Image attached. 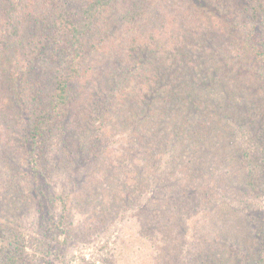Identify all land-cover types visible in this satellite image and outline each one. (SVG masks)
<instances>
[{"label":"trees","instance_id":"trees-1","mask_svg":"<svg viewBox=\"0 0 264 264\" xmlns=\"http://www.w3.org/2000/svg\"><path fill=\"white\" fill-rule=\"evenodd\" d=\"M201 2L0 0V93L15 90L31 75L55 73L52 93L42 105L29 110L27 100L13 98L11 120L0 113V128L10 141L0 130L1 156L6 162L13 157L28 161V179L38 192L27 196L45 213L46 199L50 204L60 200L53 206L60 212L62 232H67L65 221L78 208L76 200L82 206L99 201L101 211L93 214L103 215L114 201H126L142 211L144 222L132 240L142 246L144 232L153 235L151 230L157 228L155 216L171 211L159 206L160 194L181 200L178 194L186 187L181 182L192 168L188 160L183 166L185 157L194 154L196 123L206 128L204 120L222 139L220 158L229 153L235 159L228 174L237 183L238 174L251 180L252 171L245 170L248 155H240L227 140L235 128L242 132L250 127L253 110L264 116V0H225L219 14L204 12ZM50 47L57 58L50 57L49 69L41 70L37 61ZM33 82L39 86L38 80ZM52 136L60 143L59 151L67 150L64 168L74 170L68 180L78 183L77 194L62 191L54 197L46 192L54 168L42 143ZM116 143L119 149L112 148ZM57 162L56 167L64 161ZM202 163L194 165L201 174ZM82 166L89 170L87 176L75 170ZM19 196L9 193L3 198L13 207V198ZM142 201L151 205L141 208ZM3 206L1 217L10 211ZM173 209V223L182 228L183 211ZM225 211L238 220L243 217L230 208ZM9 222L0 219V264H30L23 238ZM235 225L221 228L231 244L211 249L224 257L214 254L202 264H226L223 249L235 245L230 235ZM262 228L260 238L250 243L260 246L256 264H264ZM188 248L198 251L203 246L190 242Z\"/></svg>","mask_w":264,"mask_h":264},{"label":"rangeland","instance_id":"rangeland-1","mask_svg":"<svg viewBox=\"0 0 264 264\" xmlns=\"http://www.w3.org/2000/svg\"><path fill=\"white\" fill-rule=\"evenodd\" d=\"M223 2L225 0H202L200 4L203 5L204 12L219 14L223 12ZM243 27L239 26V31ZM45 33L47 35V32ZM51 43L54 44L52 38ZM62 51L68 52L66 49ZM50 57L57 58L54 48L51 47L44 49V54H41L37 61L38 68L47 71L51 66ZM40 75L42 76L26 77L15 86V90L0 93V98H3L0 100V113L6 115L2 119L11 120L13 98L27 100V107L31 110L33 106L42 105L43 101L50 97L55 73L51 74L52 77L46 76L44 72ZM37 80L38 87L33 82ZM36 90L40 92L37 94ZM1 120L0 127H2ZM204 123L207 125L206 128L202 123H196V146L194 150H191L194 154H188L185 157L186 164L183 166H187L188 160L191 162L189 166L193 169L190 168L181 182L186 185L178 194L181 200L165 198L160 194L157 200L159 206L171 211L167 213L161 211L155 216L158 225L156 229L151 230L154 236L144 232L141 237L142 246L132 242L133 234H136L135 229L142 227L144 222L141 217L142 211L136 205L126 201L123 203L114 201L109 205L108 212L103 215L101 212L93 214L94 210L101 211L102 204L99 201L96 203L91 201L88 206H82V202L76 200L74 203L78 208L71 212L73 217L65 221L68 227L67 232H62L58 226L60 212L55 211L53 206L60 200L51 201V205L46 199L45 203L49 207L46 213L32 202L33 197L30 198L27 195L37 194L38 190L34 189L32 180L28 179L32 172L31 166L28 161L18 157H13L10 162H6L1 156L4 151L2 145H0V211L2 205L10 211L2 214V217L6 215V218L0 216V219L4 221L8 219L10 227L21 235L25 245V256L30 264H202L204 261H209L207 258L209 256L222 255L211 251L215 244L223 245L226 242L231 244L229 237L221 232V228L228 224H236L235 231L230 233L235 240V245L223 249L225 263L256 264L260 246L251 244L260 238L263 233L262 227H264V116L260 111L253 110L250 127L242 129V132L235 128L227 140L228 144L235 146L240 155H248L250 163L245 170L252 171L251 183L246 182L247 179H244L241 174H238L240 183H237L236 177L232 178V175L228 174L227 168L236 164L235 159L231 158L229 153L226 158H220L224 148L222 139L213 131V124L205 120ZM0 130L2 137L9 141L5 131L2 128ZM53 139V136L45 138L42 143L49 164L54 168L45 183L48 188L46 192L54 197L62 191H72L77 194L78 183L68 180L74 170L67 172L64 168L65 163H68V160H64L68 157V155L65 156L67 150L59 151L60 143L58 139H54L55 141ZM2 143L6 142L2 141ZM121 144L123 145L124 142ZM121 144L116 143L111 146L113 149H119ZM200 154L204 155L202 159ZM167 155L170 159L171 154ZM59 160L64 162L56 167ZM197 161L203 162L202 174L195 171L194 165ZM10 165L13 168H9ZM162 169L165 168L162 167ZM75 170L86 176L89 171L86 166L77 167ZM113 180L112 185H114ZM229 182L231 183L228 185ZM111 192L107 190L108 194ZM152 192V190L149 191L148 196H152ZM9 193L20 195L13 198V207L7 199L3 198L8 197ZM141 204L143 205L141 208H148L151 205L147 201L145 203L142 201ZM173 207L183 211L180 214L183 229L173 223L172 213L175 212ZM226 208H230L236 215H242V219L240 217L238 220L226 214ZM40 211L44 212V216L50 220L49 223L43 220ZM177 221L180 222V220ZM70 222L72 226H69ZM216 238L219 242H216ZM190 242L191 244L199 243L203 249L189 250ZM196 253L198 257H195Z\"/></svg>","mask_w":264,"mask_h":264}]
</instances>
